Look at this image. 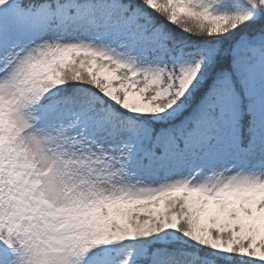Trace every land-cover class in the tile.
Returning a JSON list of instances; mask_svg holds the SVG:
<instances>
[{
	"label": "snow or ice",
	"instance_id": "obj_1",
	"mask_svg": "<svg viewBox=\"0 0 264 264\" xmlns=\"http://www.w3.org/2000/svg\"><path fill=\"white\" fill-rule=\"evenodd\" d=\"M0 264H264V0H0Z\"/></svg>",
	"mask_w": 264,
	"mask_h": 264
}]
</instances>
